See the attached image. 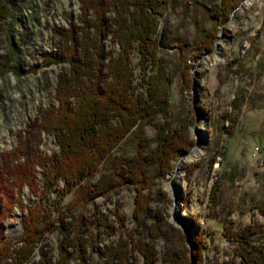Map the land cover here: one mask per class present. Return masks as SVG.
Listing matches in <instances>:
<instances>
[{"label":"rangeland","instance_id":"374dc122","mask_svg":"<svg viewBox=\"0 0 264 264\" xmlns=\"http://www.w3.org/2000/svg\"><path fill=\"white\" fill-rule=\"evenodd\" d=\"M2 2L5 15L0 20V61L6 69L0 73V168L5 154L16 148L18 135H28L25 131L39 111L56 106V77L68 65L48 64L42 54L56 50L57 29L66 27L70 19L77 22L80 5L79 0ZM219 2L169 0L158 17L155 70L144 67L135 51L131 56L136 78L153 72L159 75L160 86L170 98L167 125L181 128L193 144L186 155L177 157L169 174L158 177L154 165L147 167L150 216L144 241L151 240L147 233L153 225L161 237L152 242L150 263L129 245L128 264H168L162 259L163 253L182 248L189 264H242L232 232H241L249 225L259 226L258 233L251 236L252 244L264 245V214L256 208L264 202V0H243L218 25ZM212 28L216 34L209 53L201 49L200 39ZM104 48L111 57L119 52L109 38ZM241 63L244 69L240 74V65H236ZM186 64L192 66L189 87H184L180 78ZM170 73L174 76L169 82L166 77ZM234 98L240 102L236 109L231 105ZM234 116L236 121L231 125ZM155 121L164 124L160 116ZM228 126L233 127L230 132ZM140 132L146 138L155 135L150 124L142 125ZM31 134L43 156L52 157L58 151L52 134L37 128ZM137 148L138 140L127 134L99 166V172L88 178L85 197L75 200L74 216L83 217L81 232L87 243L81 254L68 247L71 264H106L105 247L123 236L124 229L135 227L133 186L121 184L103 197H93L91 187L100 172L124 164ZM35 174L41 184L38 165ZM2 180L0 211L6 210L0 212V242L10 248L0 264L16 255L24 239L28 209L38 201L27 185L12 187L5 174ZM61 186L59 182L49 192L47 205ZM72 200L73 195H68L63 203ZM102 217L112 225L109 235L105 234ZM44 231V239L23 264H38L40 253L47 264L56 263L59 237L56 231Z\"/></svg>","mask_w":264,"mask_h":264},{"label":"trees","instance_id":"16d2710c","mask_svg":"<svg viewBox=\"0 0 264 264\" xmlns=\"http://www.w3.org/2000/svg\"><path fill=\"white\" fill-rule=\"evenodd\" d=\"M168 1L79 0L77 22L70 19L66 27L57 29L56 50L42 54L48 64L68 65V69L56 77V106L39 111L25 131L28 135H18L16 148L5 154V162L0 168V189L4 188L2 174H5L12 187L27 185L38 196V201L29 207L25 218L24 239L15 250L14 258L4 264H23L28 261L30 254L44 239V229L56 231L59 237L55 264H71L68 247L80 254L85 252L87 242L81 232L83 217L79 214L74 216L77 209L75 200L85 197L90 183L88 178L99 172V166L129 133L138 140L135 153L124 164L100 172L92 184L91 193L93 197H103L116 191L121 184L135 188L132 212L135 227L124 229L123 236L105 247L106 264H128L129 245L133 251L138 250L142 254L146 263L152 262V242L161 234L154 225L149 226L147 236L151 240L144 241V231L147 230L150 216L146 169L154 165L156 176L169 174L177 157L189 151L193 144V140L183 134L181 128L171 129L167 125L170 98L165 88L160 86L159 75L153 72L136 78L132 68L131 56L135 51L141 63H145L144 67L149 65L154 67L152 71L155 70L158 17ZM242 1L220 0L217 24H223ZM4 15V5L0 0V20ZM215 34L213 28L204 34L200 39L202 50L211 52ZM108 38L119 48L116 56L111 57L110 51L104 48ZM243 65H236L241 68L240 74ZM14 67L18 69V66ZM191 67L186 64L180 72L184 87L192 84ZM5 69V64L0 61V73ZM173 76L170 73L166 77L167 81H172ZM239 103L234 98L231 101L233 109ZM158 116L163 118L164 124L153 122ZM235 121L236 116L230 119L231 125ZM144 124L154 127L153 138L143 137L140 130ZM35 128L38 132L53 135L58 151L52 157L38 152L34 136L31 138ZM231 128L228 126L227 131L230 132ZM37 165L41 168V184L36 180ZM59 182H62V186L47 205L49 192ZM212 194L215 196V192ZM68 195H73V200L64 204ZM256 208L264 214V202H260ZM4 210L0 212L4 213ZM102 218L105 234L109 235L112 225L107 223L106 217ZM252 226L242 228L241 232H232L237 255L242 264H264V245L252 244L251 238L258 233L256 227L259 226H254L253 232ZM196 245L197 242L194 248ZM9 248L8 243L0 242V259ZM40 256L38 264H47L44 254L40 253ZM196 257L192 253L194 261ZM162 259L168 264H189L185 248L173 253L166 250Z\"/></svg>","mask_w":264,"mask_h":264},{"label":"water","instance_id":"95a60500","mask_svg":"<svg viewBox=\"0 0 264 264\" xmlns=\"http://www.w3.org/2000/svg\"><path fill=\"white\" fill-rule=\"evenodd\" d=\"M187 153H184L183 155H186Z\"/></svg>","mask_w":264,"mask_h":264},{"label":"bare ground","instance_id":"6f19581e","mask_svg":"<svg viewBox=\"0 0 264 264\" xmlns=\"http://www.w3.org/2000/svg\"><path fill=\"white\" fill-rule=\"evenodd\" d=\"M176 172V171H175Z\"/></svg>","mask_w":264,"mask_h":264}]
</instances>
